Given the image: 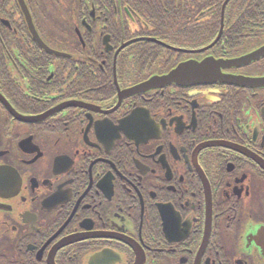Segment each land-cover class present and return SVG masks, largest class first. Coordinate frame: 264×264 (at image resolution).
Wrapping results in <instances>:
<instances>
[{"label":"flooded vegetation","instance_id":"flooded-vegetation-1","mask_svg":"<svg viewBox=\"0 0 264 264\" xmlns=\"http://www.w3.org/2000/svg\"><path fill=\"white\" fill-rule=\"evenodd\" d=\"M0 264H264V0H0Z\"/></svg>","mask_w":264,"mask_h":264}]
</instances>
